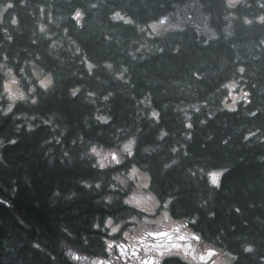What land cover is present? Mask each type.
I'll use <instances>...</instances> for the list:
<instances>
[{"label":"trees","instance_id":"16d2710c","mask_svg":"<svg viewBox=\"0 0 264 264\" xmlns=\"http://www.w3.org/2000/svg\"><path fill=\"white\" fill-rule=\"evenodd\" d=\"M12 2L0 13V30L12 36L0 31V63L8 56L17 81L10 101L0 69V264H86L104 249L109 217L136 215L116 181L132 164L151 176L159 204L171 198L159 209L184 221L203 247L238 257L233 264H264V22L256 19L264 0H234L235 7L228 0ZM190 2L208 17L210 32L187 20L153 31ZM117 12L123 19L112 18ZM85 61L96 66L91 74ZM34 66L54 86L31 83ZM227 83L247 92L249 103L227 108ZM129 138L138 140L134 159L92 166L90 141L111 150ZM211 172L223 173L218 186ZM249 245L253 251L244 252Z\"/></svg>","mask_w":264,"mask_h":264},{"label":"snow or ice","instance_id":"6c2138e0","mask_svg":"<svg viewBox=\"0 0 264 264\" xmlns=\"http://www.w3.org/2000/svg\"><path fill=\"white\" fill-rule=\"evenodd\" d=\"M21 3H23V0H21ZM228 6L229 7H235L236 4L234 3V0H228ZM13 7H14V4H13L12 0H6V2L3 3L2 7H0V13L6 11L8 9H11ZM92 7H95V5H92ZM260 7L264 8V4H261ZM80 16H81V12H80L79 9H77L74 12V15H73V19L76 20L77 24L80 23V21H79V17ZM112 18L114 20L115 19H123V17H121L118 12L114 13ZM256 19L258 21H260V22H264V15L258 16V17H256ZM17 22L18 21H17L16 16L13 15L11 17L10 23L12 25H16ZM125 22L126 23H131V21H125ZM160 23H163V20H161ZM245 23H252V21L246 19ZM152 27H153V31H154L155 28H154V26H152ZM39 30H40L41 33H45V26L44 25H40V29ZM0 31H3L6 39H8V40L12 39V36L8 34V29L7 28L2 29ZM35 42L36 41H33V43H35ZM204 42L207 43V41H204ZM262 43H264V41H262ZM52 44L54 45L55 41H53ZM50 47H51V45H50ZM136 51H139V50L137 49ZM77 52H79V49H77ZM8 59H9L8 56H4L3 57L4 62L0 63V69L4 70V76H5V79H4V82H3V85H2L3 91L7 95L8 99L11 101V100L14 99V94L11 91L10 85L17 83V81H16L15 77L12 75V69L7 67ZM36 59L38 60L39 58L37 57ZM26 63H29V62L26 61ZM85 63L87 64V69H88L89 74H91L93 69H94V67H96V66L93 63H88L87 61H85ZM106 67L108 69H111L112 65L111 64H107ZM239 71L241 73H243L245 71V69L244 68H240ZM19 72L20 73H24L25 69L24 68H20ZM40 72H43V68L40 69ZM126 72H127V69H123L122 72L119 73V75L123 76L124 73H126ZM31 75L33 77H35V79L31 81V83L38 84L40 89L48 90L50 87L54 86V81H53L52 76L51 75H46V76H44L43 79H40L39 75L37 74L35 66L33 67V71L31 73ZM7 77H12V79L9 80V79H7ZM232 86L235 87L234 84ZM27 91L30 94H32V103L35 104L37 102V95L35 94L36 90H34L33 88L29 87L27 89ZM79 91H80V89H78V88L77 89H73L72 92H71V95L73 97H75L78 94ZM88 95L89 96H93L94 94L90 92ZM247 97H248V93L247 92H243L241 94V96H240V99H243L245 103H249ZM107 98L108 97H105V99H107ZM19 99L26 100L27 98L23 94H21L19 96ZM12 107H13L12 103H9L7 108L4 109V114L10 113L12 111ZM230 110H234V104H233V106L230 107ZM249 114L250 115H255V113H249ZM151 115L157 122L159 121V113L153 112ZM110 119H111L110 117L109 118L97 117V120H99L103 124L110 123ZM201 123H203V121H201ZM186 127L187 128H191L192 125L191 124H187ZM118 131H121V130H118ZM160 135H161V137H163L165 135V133L163 131H161ZM254 135H255V133L250 131L244 137V140L247 141L250 137H253ZM11 142L14 143L15 141H11ZM89 143H90L89 154L91 156L97 158V164L99 165L100 169H106V168H110L111 166H123L124 161H122V159H121V153H123L126 158L134 159L135 153L133 151V146L138 144V140L134 139V138H129V139L126 140V143L123 144L120 147V149L118 151H111V152L106 153L104 155H101V152L98 150L96 144L92 143L91 141ZM145 151L147 152L148 149H145ZM172 152H176V149L173 148ZM105 161H107V163H105ZM173 163H175V162L173 161ZM92 166L96 167L97 165L93 164ZM169 166H170L169 164H165L164 165L165 168H168ZM139 173H140V169L137 167V165L136 164H132L131 168L128 169L127 172H126V177L129 180H137V179H141L142 178L144 180V183L141 185V187H143L144 189H149L151 187V179H152L151 176L140 175ZM222 174H223L222 172H211V173H209V175L212 177L211 183L213 185L218 186V179L217 178L220 177ZM121 183H123V181H121ZM86 187H91V185H86ZM95 187L99 189L101 186H100L99 183H97L95 185ZM170 199L169 200H164L162 202V205L158 203L157 207L159 208L160 206H162L164 208H167L169 203H170ZM105 201L107 203H111L112 202V198L110 196H105ZM135 203L136 202L132 198H128V199H124L123 200V204L124 205L134 206ZM142 211H143V209H141V212ZM237 211H238V209H237ZM105 223L110 225L112 223V218L109 217L105 221ZM192 223L194 224L195 220H193ZM118 229H119V225H117L116 227H113L112 231L113 232H117ZM148 235H150V236H162L163 237V236H167L168 234L167 233H162V232H155V233H148ZM169 239H171V237H169ZM181 239H183V237H181ZM191 239L195 240V241H199L201 239V237L199 235H196L195 233H193L192 236H191ZM111 247H112V245L110 244L109 248H111ZM173 247L176 248V251H173L172 247H170L169 245H157L156 246V250H155V255L145 256L144 258L140 259V264H168L169 259L171 257H173V256L177 257L178 260H182L183 264H188L187 259H185V257L187 256V250H185V257H181L180 253H179V247L180 246H173ZM116 248L119 249L120 255L125 257L126 260H128L129 262H131V260L133 258H136V257L139 256V251H138V249L135 246L132 247L130 256L128 255L127 250L124 249L123 247H121L120 245H116ZM242 250L244 252H249L250 253V252L253 251V248L249 245V246L243 247ZM216 254L217 253H216L215 249H208L207 250V255H209V256H215ZM225 256L228 257L227 264H233V262L238 259V257L233 256L230 253H225ZM73 258L77 259L78 257L73 256ZM200 259L203 260L204 257L201 256ZM100 264H103V262H100Z\"/></svg>","mask_w":264,"mask_h":264},{"label":"flooded vegetation","instance_id":"af4514ba","mask_svg":"<svg viewBox=\"0 0 264 264\" xmlns=\"http://www.w3.org/2000/svg\"><path fill=\"white\" fill-rule=\"evenodd\" d=\"M151 219L155 218L138 217L132 218V222H125L124 220L117 223L122 226L118 232L111 234V238L106 243L107 248L99 251L98 255L100 256L90 257L86 264H100V262H103V264H140V259L155 255L157 245H169L173 251H176L173 246H180L179 253L181 257H185V250H187L185 259H187L188 264H227L224 253L220 250H215L217 253L215 256H209L207 255L208 249L189 248V227H186L184 221L178 220L175 221L176 223L167 220L161 221L158 229L154 230L153 223L149 221ZM155 232L167 233L168 235L163 237L148 235V233ZM110 244L112 245L111 248H109ZM116 245L126 249L129 256L132 247L135 246L139 251V256L129 262L120 255ZM201 256L204 257L203 260L200 259ZM168 264H183V261L173 256L169 259Z\"/></svg>","mask_w":264,"mask_h":264},{"label":"rangeland","instance_id":"374dc122","mask_svg":"<svg viewBox=\"0 0 264 264\" xmlns=\"http://www.w3.org/2000/svg\"><path fill=\"white\" fill-rule=\"evenodd\" d=\"M161 20H163V23H160ZM161 20L155 22L152 25L155 28L154 31L157 33L174 29L175 27H178L182 21L185 20L189 21L192 25L196 26L197 30H199L200 32L208 33L211 31L210 28L208 27V17L200 10V8L195 2H190L185 6H183L179 12H176L175 18L168 17V18H163ZM232 85L233 84L231 83L226 84L227 91H226V96L224 98V102L227 108H230L231 106H233V104L235 106L238 102H242L243 100L240 99V96L243 93V91L240 88L233 87ZM125 143L126 142H124L123 144ZM120 147L111 150L98 148V150L101 152V155H104L111 151H118ZM94 158H95L94 163L97 166H99L97 164V158L96 157ZM121 159L122 161H124L125 159V155L123 153H121ZM105 163H107V161H105ZM139 174L147 175L146 173L143 172H140ZM117 180L119 181L117 182V184L121 185L123 192L128 191L126 189H131L130 192L123 193L122 201L128 198L134 199L136 203L132 207L137 211V213L133 217L155 218L149 220L151 223H153L154 230L158 229L160 222L159 220L169 219L168 218L169 216L166 213H163L159 217L157 216V209L161 208V206L159 208L157 207L159 202L154 197V195L149 191V189H144L143 187H141V185L144 183V180L142 178L137 180H129L126 177V174L122 172L121 175H116V181ZM121 181H123V183H121ZM141 209H143L142 212ZM110 225L104 222V227H109ZM110 233H114V232L110 231ZM195 243L201 245L200 241H195ZM196 247L197 245L194 246V248Z\"/></svg>","mask_w":264,"mask_h":264}]
</instances>
